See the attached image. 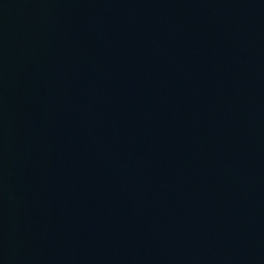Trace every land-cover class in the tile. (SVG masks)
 Listing matches in <instances>:
<instances>
[{
    "label": "water",
    "instance_id": "water-1",
    "mask_svg": "<svg viewBox=\"0 0 264 264\" xmlns=\"http://www.w3.org/2000/svg\"><path fill=\"white\" fill-rule=\"evenodd\" d=\"M0 264H264V0H0Z\"/></svg>",
    "mask_w": 264,
    "mask_h": 264
}]
</instances>
